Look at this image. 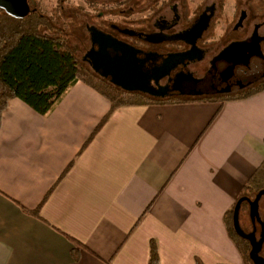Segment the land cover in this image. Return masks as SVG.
<instances>
[{
	"label": "crops",
	"instance_id": "obj_1",
	"mask_svg": "<svg viewBox=\"0 0 264 264\" xmlns=\"http://www.w3.org/2000/svg\"><path fill=\"white\" fill-rule=\"evenodd\" d=\"M264 161V92L110 102L82 81L0 126V264H244L226 213Z\"/></svg>",
	"mask_w": 264,
	"mask_h": 264
},
{
	"label": "flooded vegetation",
	"instance_id": "obj_2",
	"mask_svg": "<svg viewBox=\"0 0 264 264\" xmlns=\"http://www.w3.org/2000/svg\"><path fill=\"white\" fill-rule=\"evenodd\" d=\"M12 20H31L48 38L74 39L90 71L87 55L99 49L92 31L136 50L146 73L166 64L149 83L163 100L224 103L264 92V0H0V23ZM240 198L244 237L233 223ZM231 228L244 264H264V180L246 184Z\"/></svg>",
	"mask_w": 264,
	"mask_h": 264
},
{
	"label": "trees",
	"instance_id": "obj_3",
	"mask_svg": "<svg viewBox=\"0 0 264 264\" xmlns=\"http://www.w3.org/2000/svg\"><path fill=\"white\" fill-rule=\"evenodd\" d=\"M77 81L104 96L110 102L111 111L131 105L184 102L155 99L113 86L87 69L67 39L42 36L39 25L31 20L0 23V126L2 113L11 99H19L36 113L46 115ZM263 180L264 161L247 186ZM231 215L232 208L226 213L225 223L245 258L246 251L231 228ZM149 264H159L155 244L151 245Z\"/></svg>",
	"mask_w": 264,
	"mask_h": 264
},
{
	"label": "water",
	"instance_id": "obj_4",
	"mask_svg": "<svg viewBox=\"0 0 264 264\" xmlns=\"http://www.w3.org/2000/svg\"><path fill=\"white\" fill-rule=\"evenodd\" d=\"M92 42L97 44L99 49L91 50L87 57L91 59L89 64L96 75L108 79L110 84L125 92L140 93L161 100L165 98L163 91L153 90L149 83L150 80L158 79L161 71L166 69V64L162 69H154L151 73H146L141 67L143 61L137 59V52L132 47L95 31H92ZM109 51L114 52L115 55L111 56ZM83 60H86V57ZM242 201L243 198H240L233 210L234 228L241 236L243 235L238 228V213Z\"/></svg>",
	"mask_w": 264,
	"mask_h": 264
},
{
	"label": "rangeland",
	"instance_id": "obj_5",
	"mask_svg": "<svg viewBox=\"0 0 264 264\" xmlns=\"http://www.w3.org/2000/svg\"><path fill=\"white\" fill-rule=\"evenodd\" d=\"M77 44V42L73 39V40H71L70 41V45L72 46V48L74 49L75 48V45ZM78 56H79V54L78 53H76ZM80 57V56H79Z\"/></svg>",
	"mask_w": 264,
	"mask_h": 264
}]
</instances>
